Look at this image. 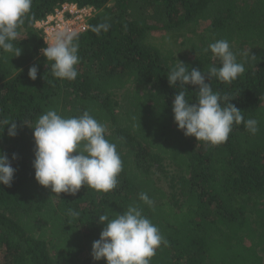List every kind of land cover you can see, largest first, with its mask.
<instances>
[{
  "label": "trees",
  "instance_id": "16d2710c",
  "mask_svg": "<svg viewBox=\"0 0 264 264\" xmlns=\"http://www.w3.org/2000/svg\"><path fill=\"white\" fill-rule=\"evenodd\" d=\"M64 4L97 11L75 41L74 81L52 75L35 27ZM22 19L13 42L22 54L0 50V153L15 169L11 186L0 185V264H106L91 255L104 227L98 217L114 218L130 205L140 206L167 241L150 264H264V225L257 228L264 224V0H32ZM102 23L108 31L91 30ZM202 23L211 43L259 45L238 61L245 72L237 79L210 81L245 120L257 121L256 134L234 124L225 143L211 145L185 136L174 122L173 101L182 89L169 85L171 67L178 60L204 72L214 65L212 55L192 45L197 53L186 59L151 36H195ZM32 66L34 81L28 75ZM184 90L196 102L198 89ZM50 109L65 118L88 111L106 126L123 164L114 190L86 186L71 196L37 183L31 128ZM13 122L14 138L5 128ZM141 192L151 207L139 200ZM69 209L79 216H70Z\"/></svg>",
  "mask_w": 264,
  "mask_h": 264
},
{
  "label": "clouds",
  "instance_id": "9594fccd",
  "mask_svg": "<svg viewBox=\"0 0 264 264\" xmlns=\"http://www.w3.org/2000/svg\"><path fill=\"white\" fill-rule=\"evenodd\" d=\"M32 0H0V50L19 57L22 49L13 42L18 38L19 25L23 16L30 11ZM101 29L108 31L107 23L92 26L97 35ZM75 32H60L54 43L40 50V54L51 63V73L55 78L74 81L78 75V46ZM220 66L211 65L204 72L191 69L183 62L175 60L167 77L170 86L179 84L181 89L173 101L174 122L178 130L187 137H195L211 145L227 141L233 125L244 124L252 134L258 131L257 121L247 119L243 111L231 103L228 96L221 97L212 90L210 81L215 78L230 83L245 72L238 62L227 40L220 39L209 45ZM209 49H205L208 51ZM255 59L254 56H252ZM31 80L37 79V67L28 72ZM195 86L196 102L186 98L185 86ZM222 101L228 103L222 105ZM9 137L17 135L15 122L7 125ZM4 128V129H5ZM34 160L32 166L35 180L55 194L76 196L82 187H90L98 192H110L117 187L118 176L123 164L117 145L107 139L106 126L84 111L78 117L65 118L50 109L41 115L33 128ZM13 160L16 155L13 154ZM15 169L6 154L0 153V185L11 186ZM139 200L152 206L147 193L141 192ZM73 218L79 213L69 209ZM98 223L104 225L100 238L93 242L91 255L95 261L106 260V264H150L157 249L167 241L159 228L143 215L138 205H130L127 211L116 213L114 218L101 214Z\"/></svg>",
  "mask_w": 264,
  "mask_h": 264
},
{
  "label": "rangeland",
  "instance_id": "374dc122",
  "mask_svg": "<svg viewBox=\"0 0 264 264\" xmlns=\"http://www.w3.org/2000/svg\"><path fill=\"white\" fill-rule=\"evenodd\" d=\"M207 25L206 24H200L195 27L196 35L191 36L188 34H185L183 31L176 32L175 38L172 40L169 39L170 34L164 33V34H155L151 36L152 42H155L158 45H164L165 47H170L172 50L178 55L183 56L186 59L194 58L196 51L190 49V46L194 45V47H198L197 50L201 49L204 51L205 49H209V45L211 44L210 36L206 32ZM204 45L203 48H200V45ZM231 50L236 55L237 61H241L245 59L246 57L250 56L252 53H254L258 48L259 45L256 43H250L244 47H240L238 45H230ZM210 53V49L208 50ZM194 52V53H193ZM212 55V61L213 64L217 67L220 66V60L211 53ZM160 186L165 188V185L162 181L159 183ZM250 210L252 209V206L249 205ZM264 224L257 223V228L262 227ZM259 255L262 257V260L264 262V247H262L259 250ZM180 261H184L183 259ZM179 261V263H180Z\"/></svg>",
  "mask_w": 264,
  "mask_h": 264
},
{
  "label": "built area",
  "instance_id": "2783aa9c",
  "mask_svg": "<svg viewBox=\"0 0 264 264\" xmlns=\"http://www.w3.org/2000/svg\"><path fill=\"white\" fill-rule=\"evenodd\" d=\"M97 14L92 7L79 8L73 4H64L48 15L45 19L36 23L35 27L40 32L43 44L54 43L56 35L60 32H75L77 36L85 33L89 28V22Z\"/></svg>",
  "mask_w": 264,
  "mask_h": 264
}]
</instances>
